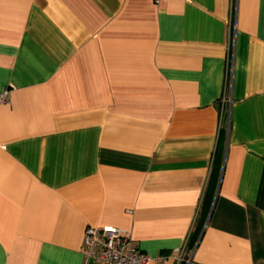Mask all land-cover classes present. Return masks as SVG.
I'll list each match as a JSON object with an SVG mask.
<instances>
[{"label":"crops","instance_id":"crops-1","mask_svg":"<svg viewBox=\"0 0 264 264\" xmlns=\"http://www.w3.org/2000/svg\"><path fill=\"white\" fill-rule=\"evenodd\" d=\"M5 88L0 264H102L88 225L264 264V0H0Z\"/></svg>","mask_w":264,"mask_h":264},{"label":"built area","instance_id":"built-area-1","mask_svg":"<svg viewBox=\"0 0 264 264\" xmlns=\"http://www.w3.org/2000/svg\"><path fill=\"white\" fill-rule=\"evenodd\" d=\"M160 1L153 0L155 4H158ZM226 84L228 85V76ZM10 92L9 88L0 91V105L11 102ZM220 103L218 129L225 128L226 132H228L231 96L228 93L227 86L220 98ZM83 246L88 257L102 264H150L151 262L150 256L141 252L133 245L130 236L122 234L114 227L97 228L89 225L86 226L83 233ZM193 252L194 248L189 247L187 244L175 254L158 258L162 262H166L171 258L175 264H194Z\"/></svg>","mask_w":264,"mask_h":264},{"label":"trees","instance_id":"trees-1","mask_svg":"<svg viewBox=\"0 0 264 264\" xmlns=\"http://www.w3.org/2000/svg\"><path fill=\"white\" fill-rule=\"evenodd\" d=\"M219 167H220V159L217 157H215L214 160V165L212 167L209 179H208V183H207V187H206V191H205V195H204V200H205V206L207 207L209 204V201L212 200L213 197V193L215 191L216 188V184H217V174L219 171ZM204 202V201H203Z\"/></svg>","mask_w":264,"mask_h":264}]
</instances>
